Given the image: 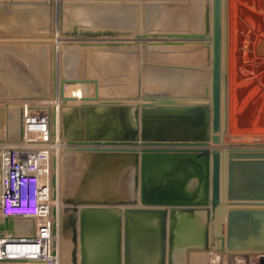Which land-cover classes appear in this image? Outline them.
<instances>
[{
  "label": "water",
  "instance_id": "water-1",
  "mask_svg": "<svg viewBox=\"0 0 264 264\" xmlns=\"http://www.w3.org/2000/svg\"><path fill=\"white\" fill-rule=\"evenodd\" d=\"M60 8L61 56L71 63L73 55L72 74L56 61L51 73L67 143L60 264H189L193 252H264V143L228 144L222 135L225 0H69ZM70 82L92 84L93 94L65 96ZM15 220L2 218L0 231Z\"/></svg>",
  "mask_w": 264,
  "mask_h": 264
},
{
  "label": "rangeland",
  "instance_id": "rangeland-1",
  "mask_svg": "<svg viewBox=\"0 0 264 264\" xmlns=\"http://www.w3.org/2000/svg\"><path fill=\"white\" fill-rule=\"evenodd\" d=\"M64 1L68 2L69 0H0V10L3 9L6 12L17 11L19 16L18 22L14 24H10L11 26L5 28L8 29L9 31L7 30L0 31V58L1 56L4 58L5 55L2 54L1 51H6V50H8L10 55L13 56V58L12 57L10 58L11 62L3 59L4 63L2 66H1L2 62L0 61V86L4 88V91L0 92V108L4 107V109H7L9 108L10 105L12 107V111H14V109H17L16 115L19 118V119L17 118L16 127H18V130L20 132H18V130H16L17 131L16 132L15 128L13 130L7 128L5 123H4V127L2 124V127L0 128L2 131H4L3 132L4 134L8 133V131L10 130L9 133L7 134L9 139L12 138L17 140L19 139L20 136L19 134H21V127H22L21 116L23 113V107L24 104L29 102V100H31L30 101L31 105L34 106L40 105L42 104V102L46 103L45 104L46 106L53 105L58 100L57 94L56 95L52 94L51 73L55 61L57 64V69H58V63L59 66H62L61 61H63V58L61 60L60 56L61 54L64 53L62 52L64 48L61 39L63 41L67 40L60 33L61 32L60 24L59 22L57 24L56 23L57 20H55L57 18V11H60L61 14L60 6ZM226 3H227V14H226L227 17L226 19L227 22L226 114L227 116L226 117L227 118H226V129L224 134L226 135V137H228L227 138L228 140L230 139V141H243L250 143L252 142L255 143L259 141L264 142V117H263L264 116V71H263L264 67H262L257 62L258 57H262L264 55V53H262L264 51L260 49L262 47V44H264V39H263L264 0L261 1L260 0L259 1L258 0L257 1L256 0H226ZM35 5L36 8H34ZM33 16H34V20H33ZM32 20L34 21V24ZM54 20H55L54 22L55 25L52 24ZM53 26H55V32L53 30L54 29ZM2 29L3 28H1L0 26V30ZM261 29H263V31ZM43 31L47 32L49 35L48 36L37 35L38 32H43ZM7 33L9 35H5ZM261 33L263 37L261 36ZM56 34L57 37L61 38L60 41L59 39H57L58 43L57 45H55L58 46L57 49L56 47L52 48L54 47V44H51L50 41L56 36ZM25 35L27 36L25 37ZM255 39H258V42L254 43ZM29 40H31V42ZM260 40L263 41L261 42ZM252 41L254 44L252 43ZM259 41L261 43H259ZM14 44L18 49H20L21 56L18 53L13 54L12 51L13 49H15ZM43 45H45V49L42 48L44 47ZM47 45L49 46V48L47 47ZM39 47L41 48L39 49ZM46 47L50 51L47 50ZM6 54L8 56V53ZM26 59L29 62L28 61L26 62ZM30 61H34V65H31ZM60 69L63 70L62 67H60ZM6 72L11 73V75H8V73ZM59 75L57 73L54 84L55 91L58 89L59 86V78H60ZM48 85H49L48 88L49 91L46 89V86ZM44 94L45 96H42ZM92 94H93V85L91 84V90L88 92V95L90 96ZM59 105L63 106L61 103H59ZM61 108L59 112L54 114L55 125L53 124L54 125L53 133L55 134V131H57V140L59 139L57 141V143H59L60 145L58 146L59 155L64 154L63 151L65 150L63 145H61L65 142V140H62L61 139L62 137L60 138V134H59L61 129L60 128ZM2 119H0V121ZM55 126H57L56 127L57 130L55 129ZM14 131L16 133H14ZM226 131L228 132V134ZM2 135L3 134L0 131V143H3L4 141H6V139H8V137L6 138ZM12 142H9V144ZM4 144H8V143L5 142L3 143V145ZM62 156L63 155H61V157ZM61 170H62V164L60 163L59 169L55 168V171L52 172L50 169V174L57 172V181H58L59 173H61ZM60 180L62 185V175L60 177ZM58 188L61 191L60 186ZM58 225L60 229V223ZM60 248L61 247H59V249ZM209 252L210 254H206L207 252L206 253L203 252L202 255L197 254L198 257H200L199 264H209L210 261L208 260H211L212 251ZM60 254H62L61 250H60ZM197 255L196 253L193 252L191 254V258L193 259V257L194 256L196 257Z\"/></svg>",
  "mask_w": 264,
  "mask_h": 264
},
{
  "label": "built area",
  "instance_id": "built-area-1",
  "mask_svg": "<svg viewBox=\"0 0 264 264\" xmlns=\"http://www.w3.org/2000/svg\"><path fill=\"white\" fill-rule=\"evenodd\" d=\"M45 104H24L19 139L0 149V218L32 221L0 231V264H49L59 254L55 238L63 204L55 184L57 172L50 174L48 185L47 180L41 182L43 170L58 164L51 113ZM211 255L209 264H264V252L212 251Z\"/></svg>",
  "mask_w": 264,
  "mask_h": 264
},
{
  "label": "bare ground",
  "instance_id": "bare-ground-1",
  "mask_svg": "<svg viewBox=\"0 0 264 264\" xmlns=\"http://www.w3.org/2000/svg\"><path fill=\"white\" fill-rule=\"evenodd\" d=\"M257 1V0H256ZM259 1V0H258ZM261 1V0H260ZM247 3V2H246ZM250 3V2H249ZM60 4V3H59ZM58 5V4H57ZM249 6V5H248ZM161 7L162 8H164V9H166V5H161ZM256 7V6H255ZM236 8V7H235ZM263 10V9H262ZM42 12V11H41ZM257 12V11H256ZM7 12L6 11H4L3 9H1L0 10V26H1V28H6V27H8V26H11L10 24H14V23H16V22H18V19H19V16H18V12L17 11H9L7 14H6ZM58 14H59V16H58ZM226 14H227V3H226V0H225V9H224V24H225V42H224V53H225V69H226V64H227V22H226V19H227V17H226ZM36 16V15H35ZM53 16V15H52ZM236 19V18H235ZM33 20H34V16H33ZM32 20V21H33ZM55 20H57V24H58V22H59V24H60V11H57V18L55 19ZM55 20L53 21V25H55L54 24V22H55ZM233 20V19H232ZM44 21V20H43ZM259 21H260V19H259ZM242 22V21H241ZM33 24H34V21H33ZM261 24V23H260ZM49 25V24H48ZM250 25V24H249ZM248 25V26H249ZM254 25V24H253ZM257 25V24H256ZM52 27V26H51ZM54 27V32H55V26H53ZM251 27V26H250ZM257 27V26H256ZM248 28V27H247ZM253 28V27H252ZM264 28V27H263ZM260 29V28H259ZM233 30V29H232ZM252 30V29H251ZM262 31H263V29H261ZM49 32V31H48ZM233 32V31H232ZM239 32V31H238ZM258 33H260V32H258ZM8 34V33H7ZM16 34V33H15ZM14 35V34H13ZM59 35V34H58ZM19 36V35H18ZM24 36V35H23ZM27 35H25V37H26ZM35 36V35H34ZM37 36V35H36ZM55 36V35H54ZM257 36H258V34H257ZM261 36H262V33H261ZM234 37V36H233ZM232 37V38H233ZM246 37V36H245ZM256 37V36H255ZM254 37V38H255ZM263 37V36H262ZM261 37V38H262ZM11 38V37H10ZM34 38V37H33ZM33 38H31V39H33ZM250 38V37H249ZM15 39V38H14ZM23 39V38H22ZM57 39H59V41H60V39L61 38H59V37H57V34H56V36L52 39V40H50L51 41V44H54V47H52V48H55L56 47V49L58 48V46H55V45H57ZM263 39H264V37H263ZM11 40H13V39H11ZM233 40V39H232ZM238 40V39H237ZM244 40V39H243ZM252 40V39H251ZM254 40V39H253ZM257 40V41H256ZM4 41H6V40H4ZM30 42H31V40H29ZM38 41V40H37ZM43 41V40H42ZM61 41L63 42V40L61 39ZM64 41H66V40H64ZM261 41V40H260ZM259 41V43H261ZM255 42H258V39H255V41H254V43ZM233 43H234V41H233ZM252 43H253V41H252ZM253 43V44H254ZM238 44V43H237ZM237 44H236V46H237ZM258 44V43H257ZM61 45V44H60ZM264 44H262V47L260 48V49H262V51H264V46H263ZM11 46V45H10ZM44 47H42V48H44L45 49V45H43ZM254 46V45H253ZM14 47H15V49H13V54H16V53H18L20 56H21V51H20V49H18L16 46H15V44H14ZM47 47L49 48V46L47 45ZM46 47V49L47 50H49L48 48ZM60 47V46H59ZM240 47V46H239ZM38 48V47H37ZM41 47H39V49H40ZM241 48V47H240ZM254 48V47H253ZM39 49H38V51H39ZM243 49V48H242ZM247 49V48H246ZM1 50H3V49H1ZM240 50V49H239ZM254 50H256V49H254ZM50 51V50H49ZM54 51V50H53ZM6 52H7V50H6ZM6 52H4L5 54H6ZM56 52V51H55ZM62 52H64V50L62 51ZM61 52V53H62ZM246 52V51H245ZM258 52V51H257ZM49 53V52H48ZM51 53V52H50ZM68 53H70V52H68ZM238 53V52H237ZM247 53H248V51H247ZM246 53V54H247ZM254 53V52H253ZM252 53V54H253ZM261 53V52H260ZM262 53H264V52H262ZM46 54V53H45ZM52 54V53H51ZM64 54V53H63ZM243 54V53H242ZM237 55H240V54H237ZM255 55H256V53H255ZM259 55V54H258ZM70 56V55H69ZM72 57V59H73V55H71ZM261 56V55H260ZM264 56V55H263ZM258 57V59H257V62H258V64H260L262 67H264V57ZM236 57V56H235ZM244 57V56H243ZM62 58H63V61H61L62 60ZM246 58V57H245ZM3 59H5V58H3L2 56H1V58H0V61L2 62L1 63V66L3 65ZM60 61L62 62V68H63V70H62V72L64 73V75H70V74H72V69H73V67L71 66V64H72V59H71V63H70V59H69V57H68V59L66 58V56L64 57V55L63 56H60ZM66 59H67V62H66ZM27 60V59H26ZM236 60H238V59H236ZM247 60V59H246ZM255 60V59H254ZM29 62V61H28ZM47 62V61H46ZM239 62V61H238ZM236 63H237V61H236ZM30 64L31 65H34V61H30ZM35 65H37V64H35ZM232 66H233V64H232ZM238 67H239V65H238ZM242 67V66H241ZM251 67V66H250ZM258 67V66H257ZM260 67V66H259ZM234 68V67H233ZM2 69V68H1ZM3 70V69H2ZM259 70V69H258ZM237 71V70H236ZM264 71V70H263ZM262 71V72H263ZM239 72H241V71H239ZM253 72V71H252ZM255 72V71H254ZM260 72V71H259ZM238 74V73H237ZM234 75V74H233ZM239 75V74H238ZM236 76V75H235ZM256 76V75H255ZM241 79V78H240ZM257 79V78H256ZM42 80V79H41ZM46 80V79H45ZM14 81V80H13ZM227 84V83H226ZM2 85V84H1ZM5 85V84H4ZM15 85V84H14ZM17 87H18V85H17ZM49 85L48 86H46V89L49 91ZM91 90V84H88V83H82V82H70V83H65L64 84V86H63V91H64V95L65 96H67V97H73V98H76V99H81L82 97H85V96H87L88 95V92ZM2 91H4V88L2 87V86H0V92H2ZM47 93V92H46ZM45 93V94H46ZM48 93H50V92H48ZM45 94L44 95H42V96H45ZM225 95H226V88H225ZM89 96V95H88ZM56 99V98H55ZM237 100V99H236ZM29 101H31V100H29ZM59 103H61L62 105H63V103L61 102V99L60 98H58V100H57V102L56 103H54L53 105H48L47 106V108L49 109V111H50V113H51V115H50V126H51V128H52V130H51V132H52V134H53V137L55 138L54 139V141H53V143H52V147H54V148H57V152H59L58 150V146H60L59 145V143H57V141L59 140H57V136H54V133H53V127H54V125H55V119H54V114H56L57 112H59L60 111V108L62 107V106H60L59 105ZM5 106H7V105H5ZM11 106L9 105V108H7V109H4V107L3 108H0V119H2V117H3V119L0 121V128L2 127V124H3V127H4V123L6 124V127L7 128H9V129H14L15 128V131L16 130H18V127H16V121H17V115H16V111H17V109H14V111H12V107L10 108ZM60 107V108H59ZM249 107V106H248ZM253 107V106H252ZM9 109V110H8ZM61 110H62V108H61ZM244 111V110H243ZM8 112V113H7ZM18 113V112H17ZM61 115V114H60ZM261 115V114H260ZM226 116H227V114H226ZM264 117V116H263ZM227 118V117H226ZM19 119V118H18ZM257 119V118H256ZM261 120V119H260ZM54 124V125H53ZM57 126H55V129L57 130V128H56ZM7 128H5V129H7ZM229 129V128H228ZM4 130V129H3ZM59 130V129H58ZM0 131H1V133L3 134L2 136H4V137H8V133H9V131H8V133H6V134H4L3 132L4 131H2L1 129H0ZM5 131H7V130H5ZM14 131V133H16ZM18 132H19V130H18ZM225 132V131H224ZM224 132H223V140L225 139V142L226 143H230V144H233V143H247V144H255V143H257V142H252V143H250V142H243V141H230V139L228 140L227 138L228 137H226V135L224 134ZM227 132V131H226ZM19 134V133H18ZM227 134H228V132H227ZM17 136V135H16ZM243 137V136H242ZM250 137V136H249ZM259 137V136H258ZM61 138V137H60ZM236 138V137H235ZM257 138V137H256ZM262 138V137H261ZM13 139V138H12ZM9 139V137H8V139H6V141H4L3 143H8L9 144V142H12V141H15L16 139ZM246 139V138H245ZM244 139V140H245ZM249 139V138H248ZM63 142V141H62ZM259 142H261V143H264V142H262V141H259ZM3 143H0V147H2V146H4L3 145ZM61 144V143H60ZM61 145H63V147L65 148L66 146H67V144H66V142H65V144L63 143V144H61ZM62 147V148H63ZM62 150V149H61ZM63 151V150H62ZM64 152V151H63ZM61 155H63V154H61ZM61 155H59V153H57V161H58V164H55V167H48V168H46V170H43V172H42V176H41V182H43V183H46V180H47V185H48V181H49V178H50V169H51V172L52 171H55V168H57V169H59V166H60V163H61V161H62V157H61ZM57 165V166H56ZM49 175V176H48ZM60 177H61V173H59V180H60ZM58 180V181H59ZM56 182L55 184H57L56 185V187L58 188L59 186H60V188L62 187V185H61V180L59 181V182ZM1 188V187H0ZM60 197H61V191H60ZM58 205V204H57ZM63 208V207H62ZM60 237H61V235H60V229H59V225H58V230H57V236H56V241L58 242V248L59 247H62L61 246V244H60ZM60 250H61V248L59 249V254L57 255V257L53 260V261H51L52 263H49V264H60V262L62 261V259H64V263H65V261H66V258H67V251H66V245L64 244L63 245V247H62V250H61V253L62 254H60ZM66 253V254H65ZM201 253V252H200ZM206 253V252H205ZM212 253V252H211ZM203 254V253H202ZM201 254V255H202ZM208 254H210V252L208 253ZM200 255V256H201ZM198 256V255H197ZM206 256H208V255H206ZM210 256V255H209ZM193 257V256H192ZM203 257V256H202ZM62 258V259H61ZM200 258V257H199ZM198 257H196V258H194L193 257V259H192V264H195L196 263V260L197 259H199ZM210 259V258H209ZM205 260V259H204ZM198 261H200V260H198ZM208 261H210V260H208ZM63 263V264H64ZM189 263L191 264V262L189 261ZM210 263V262H209Z\"/></svg>",
  "mask_w": 264,
  "mask_h": 264
},
{
  "label": "crops",
  "instance_id": "crops-1",
  "mask_svg": "<svg viewBox=\"0 0 264 264\" xmlns=\"http://www.w3.org/2000/svg\"><path fill=\"white\" fill-rule=\"evenodd\" d=\"M28 60H26V62H27ZM27 64V63H26ZM1 220H2V218H0V225H1ZM32 223V221L31 220H29V219H18V220H15V222L13 223L14 224V226H13V229H18L19 227H24V226H26V225H29V224H31ZM194 253H196V255L197 254H202L203 252H194ZM209 252H207L206 254H208ZM192 254V253H191ZM196 257H198V256H196ZM195 256H194V258H196ZM199 258V257H198ZM199 259H197L196 260V263L195 264H199V261H198ZM190 262L192 261L191 260V255H190V260H189ZM190 264V263H189ZM191 264H192V262H191Z\"/></svg>",
  "mask_w": 264,
  "mask_h": 264
}]
</instances>
